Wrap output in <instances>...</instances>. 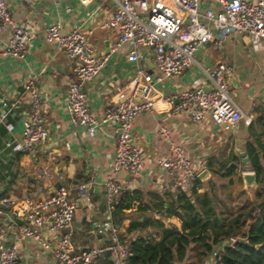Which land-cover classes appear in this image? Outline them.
<instances>
[{
	"label": "crops",
	"instance_id": "1",
	"mask_svg": "<svg viewBox=\"0 0 264 264\" xmlns=\"http://www.w3.org/2000/svg\"><path fill=\"white\" fill-rule=\"evenodd\" d=\"M200 7L202 11L222 10L219 0H200ZM9 9L17 22L30 19L34 37L26 57L20 59L4 52L11 39V30L8 28L0 34V114L8 113L7 119L0 125V194L39 198L43 197L40 187L52 190L53 187L66 185L71 199L77 204L73 230L76 247L108 246L112 242L108 225L112 223L120 227L125 218L136 210L125 209L124 216H121L117 208L113 214L108 208L105 182L116 155L115 126L102 124L95 134L90 135L83 127L72 124L65 96L74 78L75 62L56 44L46 40L45 29L60 21L63 34L77 27L93 31L90 40L94 53L102 54L118 37L117 30L102 27L112 16L115 6L110 0H93L86 5L79 0H42L34 5L24 0H10ZM130 49L129 45L120 48L106 68L86 84L92 111L98 118L103 117L110 103L117 101V93L125 89L136 72V65L127 59ZM142 50L144 53L147 51ZM197 58L206 68L222 62L231 68L233 95L246 113L256 106L254 128L264 141V41L254 46L247 34L230 33L219 43L206 44L197 52ZM146 59L150 60V56ZM30 80H34L40 92L50 138L31 152H18L7 146V142L22 137L24 120L32 103L25 87ZM200 80L207 82L203 70L199 66H191L155 84L156 109L139 114L133 122V141L145 152L146 166L138 175L127 171L117 174L124 190L122 195L128 190H139L147 202L153 194L166 193L163 188L170 180L160 160L173 155L174 146L184 148L197 171L210 172L204 180L201 179L203 183L213 174L210 164L216 167L237 164L238 169H252L246 155L247 143L252 141L249 126L242 124L237 130L226 131L216 126L210 117L203 123H195L186 112L175 110L177 100L170 102L173 95ZM161 127L172 131L170 139L160 135ZM259 153H262L260 149ZM82 183L90 185L89 201L79 195L77 186ZM248 193L250 199H254V195ZM143 218L138 220L143 221ZM173 221L179 220L173 218ZM45 232L48 236L53 235L49 230ZM146 233L149 232L137 231L127 239L131 242V239ZM11 234L14 238L8 244L18 246L24 264H61L54 251L45 250L37 241L27 239L18 225ZM95 264L116 263L112 254L105 252ZM179 264L196 262L188 257ZM202 264H210V256Z\"/></svg>",
	"mask_w": 264,
	"mask_h": 264
},
{
	"label": "built area",
	"instance_id": "2",
	"mask_svg": "<svg viewBox=\"0 0 264 264\" xmlns=\"http://www.w3.org/2000/svg\"><path fill=\"white\" fill-rule=\"evenodd\" d=\"M24 1L34 5L42 0ZM79 1L86 5L93 0ZM110 1L115 10L102 27L117 30L118 37L109 45L107 52L95 54L90 40L93 31L82 27L63 34L62 23L56 21L46 27L45 33L48 42L56 44L75 62L74 78L65 96L72 124L83 127L90 135L95 134L102 124L115 126L116 155L105 182L107 204L113 214L124 191L117 174L127 171L138 175L146 166L145 152L133 141V122L139 114L156 109V83L191 66H199L207 82L200 80L173 95L169 100L178 101L175 110L186 112L195 123H203L210 117L216 126L226 131L237 130L242 124H253L256 106L246 113L237 102L230 82L231 68L223 62L206 68L198 60L197 52L206 44L219 43L235 32L247 34L251 43L259 46L264 41V0H219L222 5L219 12L213 9L202 11L200 0ZM9 4L10 0H0V34L8 28L12 32L4 52L24 59L34 37V27L30 19L17 22ZM125 45L131 47L127 59L136 65V72L125 89L117 93V101L110 103L103 117L98 118L92 111L86 84L98 76L112 56ZM142 49H146V53ZM148 55L152 67L144 65ZM25 87L32 97L31 110L24 120L22 137L7 142V146L18 152H31L50 138L48 119L42 110L40 92L34 80ZM7 114H0V125L7 119ZM171 132L166 127L159 129L160 135L166 139H170ZM172 154L160 160L170 180L163 191L190 194L202 172L195 169L184 148L174 146ZM89 188L87 183L77 186L82 199L90 200ZM39 191L43 197L15 198L0 194V264H24L18 246L8 244L14 238L11 233L17 225L27 239L37 241L45 250L54 251L61 264H95L105 252L112 254L116 264H130V242L120 238L119 229L112 223L107 227L111 231V244L76 247L73 230L77 204L71 199L66 185L52 190L40 187ZM46 230L53 235L48 236ZM241 240L246 239L241 235H231L214 246L209 255L210 264H219L224 249Z\"/></svg>",
	"mask_w": 264,
	"mask_h": 264
},
{
	"label": "trees",
	"instance_id": "3",
	"mask_svg": "<svg viewBox=\"0 0 264 264\" xmlns=\"http://www.w3.org/2000/svg\"><path fill=\"white\" fill-rule=\"evenodd\" d=\"M254 127L255 120L249 126L252 141L247 143L246 155L257 176L255 200L241 204L236 213L228 203L220 206L214 193L199 191L203 188L200 178L190 194L158 193L147 202L139 190L124 192L117 211L124 216L125 209L136 210L118 227L120 238L127 239L137 231L149 232L130 240V264H179L188 257L202 264L214 246L231 235L246 240L227 246L219 264H264V141ZM210 166L213 173L225 170L229 176L238 169L237 164ZM138 216H143V221Z\"/></svg>",
	"mask_w": 264,
	"mask_h": 264
},
{
	"label": "rangeland",
	"instance_id": "4",
	"mask_svg": "<svg viewBox=\"0 0 264 264\" xmlns=\"http://www.w3.org/2000/svg\"><path fill=\"white\" fill-rule=\"evenodd\" d=\"M247 171L253 170H246V168L243 167L237 169L233 176H229L225 170L213 173L210 179L203 183L204 191L214 193L220 202V206L223 207L227 205V203L232 205L234 213H236L241 204H249V200H252V202L255 200V195L252 196L254 199H250L246 184L243 180V174ZM231 177L234 179L233 184H230Z\"/></svg>",
	"mask_w": 264,
	"mask_h": 264
},
{
	"label": "water",
	"instance_id": "5",
	"mask_svg": "<svg viewBox=\"0 0 264 264\" xmlns=\"http://www.w3.org/2000/svg\"><path fill=\"white\" fill-rule=\"evenodd\" d=\"M146 65L152 66L151 60L146 59ZM209 173L210 172L208 170H205L199 175V178L204 180ZM243 180H244V182L246 184L247 190L250 193H252L253 195H255V192H256V189H257V176H256V173L254 171L245 172L243 174Z\"/></svg>",
	"mask_w": 264,
	"mask_h": 264
}]
</instances>
